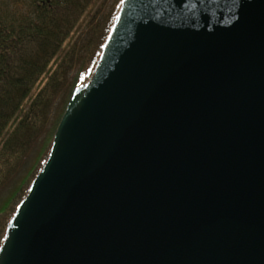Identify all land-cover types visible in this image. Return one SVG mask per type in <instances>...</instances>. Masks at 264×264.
Returning <instances> with one entry per match:
<instances>
[{
    "label": "water",
    "instance_id": "95a60500",
    "mask_svg": "<svg viewBox=\"0 0 264 264\" xmlns=\"http://www.w3.org/2000/svg\"><path fill=\"white\" fill-rule=\"evenodd\" d=\"M0 264H264V0H121Z\"/></svg>",
    "mask_w": 264,
    "mask_h": 264
},
{
    "label": "trees",
    "instance_id": "16d2710c",
    "mask_svg": "<svg viewBox=\"0 0 264 264\" xmlns=\"http://www.w3.org/2000/svg\"><path fill=\"white\" fill-rule=\"evenodd\" d=\"M119 5L0 0V244L46 160L73 89L96 63Z\"/></svg>",
    "mask_w": 264,
    "mask_h": 264
},
{
    "label": "rangeland",
    "instance_id": "374dc122",
    "mask_svg": "<svg viewBox=\"0 0 264 264\" xmlns=\"http://www.w3.org/2000/svg\"><path fill=\"white\" fill-rule=\"evenodd\" d=\"M30 159H31V156H30V158L28 159V161H30ZM4 195V194H3ZM3 195H1V196H3Z\"/></svg>",
    "mask_w": 264,
    "mask_h": 264
}]
</instances>
